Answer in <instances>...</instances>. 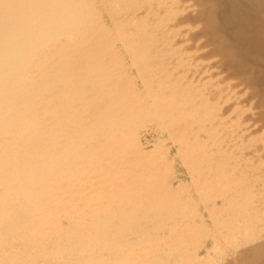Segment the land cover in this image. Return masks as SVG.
<instances>
[{
  "label": "rangeland",
  "instance_id": "rangeland-1",
  "mask_svg": "<svg viewBox=\"0 0 264 264\" xmlns=\"http://www.w3.org/2000/svg\"><path fill=\"white\" fill-rule=\"evenodd\" d=\"M0 133V264H264V0H0Z\"/></svg>",
  "mask_w": 264,
  "mask_h": 264
},
{
  "label": "bare ground",
  "instance_id": "bare-ground-1",
  "mask_svg": "<svg viewBox=\"0 0 264 264\" xmlns=\"http://www.w3.org/2000/svg\"><path fill=\"white\" fill-rule=\"evenodd\" d=\"M178 14V13H177ZM175 26V25H174ZM22 50V49H21ZM170 63V62H169ZM169 83V82H168ZM179 89V88H178ZM185 90V89H184ZM200 90V89H199ZM208 98V97H207ZM196 101V100H195ZM218 107V106H217ZM226 120V119H225ZM26 122V121H25ZM214 124V123H213ZM212 124V125H213ZM190 125V124H189ZM213 127V126H212ZM177 129H179V128H177ZM235 129V128H234ZM3 131V130H2ZM190 131V130H189ZM166 134H167V132H166ZM237 134V133H236ZM2 136H3V133H0V140H1V138H2ZM147 141V140H146ZM257 142V141H256ZM182 146V145H181ZM208 146V145H207ZM151 149V148H150ZM227 150V149H226ZM254 180V179H253ZM90 189V188H89ZM257 192V191H256ZM213 208V207H212ZM176 216V215H175ZM6 219V218H5ZM9 219V218H8ZM201 220V219H200ZM256 220V219H255ZM6 221V220H5ZM160 223V222H159ZM182 223V222H181ZM194 223V222H193ZM258 227H260V226H258ZM240 228V227H239ZM177 229V228H176ZM221 235H222V233H221ZM220 236V235H219ZM233 236V235H232ZM221 241V240H220ZM261 255V254H260ZM179 260V259H178Z\"/></svg>",
  "mask_w": 264,
  "mask_h": 264
}]
</instances>
